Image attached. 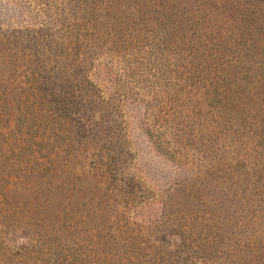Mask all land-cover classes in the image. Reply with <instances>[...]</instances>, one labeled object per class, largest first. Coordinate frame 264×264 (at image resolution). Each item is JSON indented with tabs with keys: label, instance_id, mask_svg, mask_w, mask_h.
<instances>
[{
	"label": "rangeland",
	"instance_id": "374dc122",
	"mask_svg": "<svg viewBox=\"0 0 264 264\" xmlns=\"http://www.w3.org/2000/svg\"><path fill=\"white\" fill-rule=\"evenodd\" d=\"M122 1L115 6L118 10L128 8V25H123L122 28L129 27L130 37H142L144 32L152 28L153 39L161 35L164 29L172 31L163 22L172 1H160L164 3L161 8L159 0H154V9L147 1L138 0L144 10L133 9L136 0L120 3ZM175 1L180 6L189 7L187 0ZM203 1L192 28H196L197 34H192L187 22L183 23V30L178 28L172 32L177 36H184L177 48L180 53L177 54L178 59L188 54L193 56L194 52L190 53L185 48L187 42L190 45L193 41L199 43L204 34L210 36V30L207 29L211 27L218 26V34L212 35L215 38L212 41L214 44L226 39L229 41L225 33L231 28L235 31L233 39L237 36L238 25L244 17L241 11L247 8L246 0ZM62 2L63 0H0V90L3 86H14L20 78L24 80L25 75L31 76V72H35V78H40L39 73L53 77L54 72L59 70H55L52 62L60 51L62 57L59 58L63 59L66 70L57 75V80L55 77L48 79L49 83L54 80L55 83L71 84L70 88H75L77 79L71 73L73 59L67 52L73 55L76 50L65 49L70 44L61 48L66 37L60 39L61 34H58L60 25L64 22L62 12L68 7H63ZM88 2L93 3L91 0ZM104 2L107 0L101 1ZM94 3L99 5L100 1L94 0ZM130 3L134 4L131 8L128 6ZM91 8L93 11V5L90 8L76 5V8H72V13L76 17L89 14L88 17L94 21L96 12L92 14ZM132 11L140 14L136 17V24L128 17ZM143 11L145 14L141 15ZM191 13L193 11L188 14ZM208 17L210 21L204 22ZM220 25L230 28L221 29ZM251 27H255L253 31H259L261 35L264 21L260 23L254 19ZM251 41L255 42L253 34ZM27 43L32 47H23ZM103 45L102 49L96 50L98 60L94 61L95 68L90 70L95 78L91 76L90 79L96 85L98 94L111 100L112 112L94 103L90 108L81 110V114L70 112L64 116L61 112L52 110L54 104L48 102L50 97L47 92H44L47 102L41 103L35 98L36 91L22 83H18L22 91L11 94L16 97L17 106L12 100L0 99V264L9 263L11 251L27 247L30 238H39L45 244L57 243L54 232L44 230L43 238H40L42 235L36 234L28 223L25 226L27 231L22 230L23 223L17 221L23 218L24 222L31 216L33 220L39 218L38 221L42 219L48 225L55 223L60 230L64 223H72V220L67 219L74 215L80 219L81 224L87 221L89 230L102 228V232H111L110 237L115 236V239H119V235L124 236L125 232L137 233L140 234L141 241L147 242L149 246H158V249L151 247L156 250L162 249L157 242L166 243L163 245L169 252L176 248L182 238L189 240V234L193 238L196 233L192 228L194 222L188 227L192 212L195 211L193 209L196 208L190 205L187 196L191 197V191L197 190L204 196L212 197L210 193L213 190L203 184L207 181L204 164L219 163L222 146L226 142L222 134L210 132L213 130L214 115L208 106V95L196 88L189 89L187 93L175 92L172 87L176 84L173 69L177 67L173 66L174 60L168 57V50L164 45L155 46L150 42L140 47V52L146 57L138 55L136 59L128 60L124 56L122 58V55L112 56V52L108 51L110 44ZM153 46L152 55H146L147 47ZM89 58L86 61L89 62ZM43 60L52 61L46 74ZM107 60L113 61L109 71L105 69ZM122 63L126 65L122 68L126 75L120 68ZM190 67L193 65L185 66L186 71L180 67L178 69L187 73ZM40 80L38 84L41 83ZM154 90L160 92V98L154 99L148 94ZM20 95L24 98L20 99ZM19 105L26 114V118L19 121L22 125L16 121ZM164 109H168L170 114L174 113V117H161L158 111ZM34 110L36 112L32 113ZM78 119L80 123L77 128L81 129V124L89 126V134L96 132L94 138L87 135L81 139L77 136L75 126ZM13 137L16 138L13 140ZM252 141L255 144L253 138ZM111 142L118 144L114 151L121 171L115 179L106 165L101 167L98 161L106 155H114V152L103 148V145L108 146ZM3 155H13L17 161H11L12 157L7 159ZM36 162H42L39 169L42 175L46 173L43 183L29 176V185L33 191L24 190L23 199L14 198L13 191L18 193L28 184L26 182L25 185H20L19 181L15 183L9 176L28 171ZM214 195L219 196L216 193ZM261 195H257V199ZM32 200L42 202L41 210L44 203L47 206L51 204L49 207L53 212L50 215L46 214L47 211L42 214L38 210L37 214L30 213L23 204ZM44 207L46 209L45 204ZM6 210L9 211L7 217L4 215ZM52 213L57 214V217L53 218ZM201 217L202 215L197 222L199 227L202 224ZM259 219L258 214H255V220ZM257 228L258 225H255V230ZM2 231H9V237H3ZM84 235L80 236V244L89 248L91 246ZM160 235L162 236L159 237ZM256 236L254 233L253 237ZM148 253L152 255L155 252ZM181 253H184V249Z\"/></svg>",
	"mask_w": 264,
	"mask_h": 264
},
{
	"label": "trees",
	"instance_id": "16d2710c",
	"mask_svg": "<svg viewBox=\"0 0 264 264\" xmlns=\"http://www.w3.org/2000/svg\"><path fill=\"white\" fill-rule=\"evenodd\" d=\"M91 1L93 3L88 0H63L62 2L63 7H68L66 11L62 12L64 22L60 25L58 34H61L60 39L66 37L64 43L60 45L61 48L70 44L65 49L76 50L73 55L67 52L68 56L71 55V59H73L71 73L77 79L75 88L71 89V84L55 83L54 80L53 83H49L48 79L55 77L57 80V75L66 70L63 59L59 58L62 57L61 51L59 55H55L53 62L42 61L45 74L50 62L54 64L55 70H59L54 72L53 77L39 73L40 80V78H35V72H31V76L25 75L24 80L20 78L18 83L36 91L35 98H38L41 103L46 101L44 92H47L50 97L48 102L54 104L52 110L61 112L64 116L70 112L81 114V110L90 108L94 103L100 108L110 109L111 100L102 98L96 91L93 80L90 79L91 76L94 77L90 70L95 68L94 61L98 60L96 50L102 49L103 44L109 43L108 51L112 52V56L122 55V58L124 56L128 60L136 59L138 55L146 57L140 52V47L150 44V42L155 46L164 45L168 50V57H172L174 60L173 66L177 67L173 69L176 84L172 87L175 88V92L187 93L189 89L196 88L201 89L206 96L208 95V106L214 115L213 130L210 132L222 134L226 139L221 150V161L216 165L207 162L204 164L207 181H204L203 184H207L208 188L213 190V193H210L212 197L204 196L197 190L191 191V197L187 196V201L196 208L193 209L195 211L192 212L188 227L194 222L192 228L196 230V233L193 238L189 234V240L182 238L176 248L170 252L164 248L163 244L166 243L157 242L162 246V249L151 248L157 247L158 249V246H149L147 242L141 241L140 234L137 233L125 232L124 236L119 235V239H115V236L110 237L111 232H102V228L93 229V231L95 230L93 232L87 228V221L81 224L80 219L74 215L71 219L62 217L64 220H72V223H64L63 229L60 230L55 226V223L48 225L42 219L38 221L39 218L33 220L32 216L31 218L27 217L29 220L24 222V219L20 218L17 223L19 221L23 223L22 230L27 231L25 226L28 223V226L32 227L36 234L42 235L44 230L54 232V240L57 243L45 244L39 238H30L27 247L11 251V260L7 264H264V31L259 35V31H253L255 27H251L254 19L260 23L264 21V0H246L247 8H243L241 11V14L244 15L243 21L238 25L237 36L234 39L235 31L231 28L225 33L228 35L229 41L226 39L218 44L212 43L215 39L212 38V35L218 34V26L211 27L207 29L210 30L208 32L210 36L204 34L205 36L201 37L203 39L199 43L193 41L190 45L187 42L188 45L185 48L194 54L191 57L189 54L185 55L181 59L177 57V54H180L177 48L179 43L184 40V36H177L172 32L178 28L183 30L184 22L188 23L189 28L194 27L196 14L200 10L201 4L204 3L203 0H190L191 2L187 0L188 8L180 6L175 0H159L158 5L161 8L164 7V3L160 1L167 3L172 1L167 17L163 19L164 26H170L172 31L164 29V32L154 39L152 38L153 28L144 32L145 34L143 33L144 35L139 38L130 37L129 27L122 28L123 25H128L126 24L128 8L116 9V3L121 0H107L104 3L101 1L105 0H98L100 1L99 5H95L94 0ZM139 1H147L151 7L156 8L154 0ZM139 1H135L134 10L143 9V5ZM124 2L125 0L120 3ZM76 5L84 6V8H90L93 5L94 10L92 11V8L90 10L92 14L96 12L95 20H91L88 17L89 14L76 17L72 13V8H76ZM132 5L134 4L130 3L128 6L131 8ZM256 9L258 11H255ZM190 11L193 13L188 14ZM142 14H145V11ZM139 15L132 11L130 16H127L136 24L138 21L136 17ZM155 21H161V19H155ZM209 21V17L204 20V22ZM220 27L225 30L230 28V26L224 27V25H220ZM192 34H197L196 28L192 29ZM252 34L255 42L251 41ZM27 38L29 39L28 34ZM1 42L2 39H0ZM29 46L31 45L28 43L23 45L26 48ZM155 46L147 47L146 55H152L151 50ZM105 53L107 54V52ZM188 56L189 58H187ZM86 58H89L90 61H86ZM112 63L113 61H106L105 69L107 71L110 70ZM85 64L88 66L86 67ZM191 65L193 67H190L187 73L178 69L180 67L186 71L185 66ZM124 66L126 65L122 63L120 67L122 71ZM123 74L126 75V71H123ZM39 80L40 84L37 83ZM18 83H14L12 87L3 86V89L0 90V99L12 100L13 104L17 106V99L11 94L22 91V87ZM150 92L148 94L154 99L161 97L159 91ZM20 96V99L24 98L23 95ZM18 102L21 101L18 99ZM39 107L41 106L39 105ZM110 110L112 112V109ZM34 112L36 111L34 110L32 113ZM99 112L101 114V111ZM160 112L158 111L160 116L165 119H169L168 116L174 117V113L170 114L168 109L160 110ZM16 113V121L22 125L23 123L19 121L26 118L22 106L17 107ZM31 116L33 118V115ZM76 123L75 129L79 138H85L87 135L91 139L95 137L96 132L93 131L89 134L91 131L89 126L81 124L82 128H77L80 119ZM157 133L159 134V132ZM195 137L197 138V135ZM15 138L13 137V140ZM114 138L116 140L117 135ZM117 145L113 142L108 146L103 145L104 149L111 153L114 152V155L109 154L104 159L98 160L101 167L106 165L114 179L121 173L114 151L117 150ZM3 157L7 159L12 157L11 161H17L13 155H3ZM41 165L42 162H36L27 169L28 171H21L18 175L9 176L15 183L19 181L20 185H25L26 182L28 184L18 193L14 190L12 194L14 198L23 199L25 197L24 190L33 191L29 185V176L43 183L46 173L42 175L41 169H39ZM38 174L41 176L38 177ZM214 193L219 196L215 197ZM259 194L262 195L257 199L256 196ZM2 199L5 198L2 197ZM55 199L57 200V197ZM40 204L42 202L37 203L36 200H32L23 205L32 214H37V210L42 214L47 211L46 214L49 215L53 212L49 207L51 204L47 206L44 203L46 209L43 204V210H41L42 205ZM8 214L9 211L6 210L5 217ZM255 214L260 217L259 220H255ZM200 215H202L201 227L197 225ZM55 216L57 217V214L52 217L55 218ZM255 225H258L257 230H255ZM2 232L3 237H9V231ZM254 233H256V237H253ZM82 234H85L84 236L88 239V244L91 247L85 246L84 248L80 244ZM41 237L43 238V235ZM182 249H184V253H181ZM148 252L155 253L150 255Z\"/></svg>",
	"mask_w": 264,
	"mask_h": 264
}]
</instances>
